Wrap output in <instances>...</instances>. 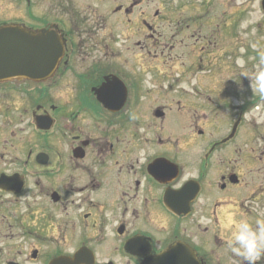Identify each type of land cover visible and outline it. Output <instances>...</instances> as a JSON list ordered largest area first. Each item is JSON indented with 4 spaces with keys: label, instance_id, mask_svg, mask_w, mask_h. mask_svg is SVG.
<instances>
[{
    "label": "flooded vegetation",
    "instance_id": "flooded-vegetation-1",
    "mask_svg": "<svg viewBox=\"0 0 264 264\" xmlns=\"http://www.w3.org/2000/svg\"><path fill=\"white\" fill-rule=\"evenodd\" d=\"M204 9L0 0V26L64 42L55 64L0 62V264H246L225 241L241 217L264 223V146L246 161L235 82L192 86Z\"/></svg>",
    "mask_w": 264,
    "mask_h": 264
},
{
    "label": "rangeland",
    "instance_id": "rangeland-1",
    "mask_svg": "<svg viewBox=\"0 0 264 264\" xmlns=\"http://www.w3.org/2000/svg\"><path fill=\"white\" fill-rule=\"evenodd\" d=\"M11 3V0H7ZM197 4V5H196ZM192 6L208 7L206 20L213 21L212 27L203 30H196V33L206 40L203 45L206 47L202 52L201 44L197 45L192 53V63L197 62L198 55L204 56L203 69L193 70L204 71V73H195L192 79V86H210L225 83L227 86L237 85L238 97L243 98L245 108L244 125L242 129V141L246 151V161L253 160L257 162L259 151L264 146V103L260 94L255 93L250 87V77H254L257 68L261 67L260 58L264 55V22L262 13L257 10V0H192ZM242 6L245 9H241ZM199 12V11H197ZM198 16V14H196ZM194 16V14H192ZM219 16L220 19L217 17ZM222 23H227L225 28L219 27ZM194 30H192V35ZM203 42V41H202ZM210 42V43H209ZM222 42H235L234 47L242 45L239 49L233 50L230 46H223ZM190 45L192 42H186ZM262 44V46H259ZM261 49V52L259 50ZM169 53H167L168 55ZM182 54L178 48L171 51L170 55L175 57ZM186 60V59H182ZM152 65V64H151ZM180 63L168 62L161 70H169L171 79L175 78V73L180 69ZM204 78L202 82L201 78ZM148 85L154 80V76H147ZM166 80L161 82L166 85ZM240 102V100H238ZM255 151V152H253ZM249 152V154L247 153ZM256 208H247L255 210ZM262 213V212H261Z\"/></svg>",
    "mask_w": 264,
    "mask_h": 264
},
{
    "label": "clouds",
    "instance_id": "clouds-1",
    "mask_svg": "<svg viewBox=\"0 0 264 264\" xmlns=\"http://www.w3.org/2000/svg\"><path fill=\"white\" fill-rule=\"evenodd\" d=\"M260 65L254 77H250V87L253 92L264 96V55L260 58ZM225 245L228 252L241 257L246 264H258L264 258V223L257 221L253 226L248 218L241 217Z\"/></svg>",
    "mask_w": 264,
    "mask_h": 264
},
{
    "label": "water",
    "instance_id": "water-1",
    "mask_svg": "<svg viewBox=\"0 0 264 264\" xmlns=\"http://www.w3.org/2000/svg\"><path fill=\"white\" fill-rule=\"evenodd\" d=\"M24 38L30 39V36H17L16 27L14 26H5L0 27V62L7 63L9 60L13 59V56L16 55V52L13 51V47L18 45L20 48V59L23 61L25 58L43 55L41 49L44 48L42 42L32 43V42H21V39ZM15 39H20L19 42H14ZM49 47L52 48V52L49 54L53 56L52 61L55 64L59 61L60 56L63 54V47L60 42H53L49 44ZM25 49V50H24ZM33 50V51H32ZM35 51V53H34ZM192 264H197L194 255L192 254Z\"/></svg>",
    "mask_w": 264,
    "mask_h": 264
}]
</instances>
